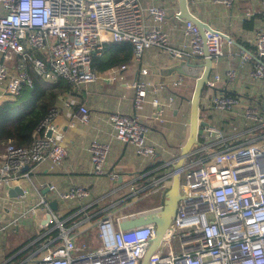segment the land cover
<instances>
[{
  "label": "built area",
  "instance_id": "obj_1",
  "mask_svg": "<svg viewBox=\"0 0 264 264\" xmlns=\"http://www.w3.org/2000/svg\"><path fill=\"white\" fill-rule=\"evenodd\" d=\"M212 1L231 8L238 0ZM259 1L264 7V0ZM262 13L264 8L258 12L248 9L245 16L253 19ZM167 19L164 7L142 0H0V102L32 87L34 78L50 85L62 79L76 88L100 79L114 83L118 74L127 69L126 63L104 76L92 69L94 56L102 54L108 43H131L136 61L151 48H159L175 60L204 59L207 48L212 69L224 55L225 43H232L223 31L213 27L205 30V43L199 27L182 20L185 42L173 46L163 28ZM253 43L256 56L250 52L240 56L243 61L254 62L251 77L264 82V21ZM236 74L229 69L225 77L234 81ZM223 78L220 73H211L205 85L200 118L208 125L201 128V141L186 160L182 171L186 176L180 182L174 218L148 264H264V111L246 106L243 116L257 124L262 133L244 145H228L222 131L207 121L214 112H230L237 104V99L222 93ZM182 81V77L160 84L135 80L132 88L136 113L110 114L114 137L134 147L138 156L153 160L157 151L148 143L150 127L141 119L142 110L151 104V119L157 126L163 125L166 109L173 107L178 97L171 95L163 101L160 94ZM262 106L264 110V100ZM56 114L51 109L39 126L44 135H35L30 146H6L0 155V195L7 197L6 189L30 165L56 159ZM79 118L83 124L89 122L86 105L79 107ZM49 130L52 134L47 137ZM109 151V144L92 142V170L97 176L117 180L116 171L108 173L105 169ZM49 189L56 191L55 186ZM60 195L64 201L80 202L89 197L90 191L74 186ZM38 206L49 211V220L59 229L56 239L61 242L26 264H141L156 236L154 224L123 231L119 223L128 217L115 219L109 213L95 224L99 246L91 247L86 242L79 245L78 239L84 234L82 223L65 226L44 198ZM175 239L179 241L177 250L173 246Z\"/></svg>",
  "mask_w": 264,
  "mask_h": 264
},
{
  "label": "crops",
  "instance_id": "obj_2",
  "mask_svg": "<svg viewBox=\"0 0 264 264\" xmlns=\"http://www.w3.org/2000/svg\"><path fill=\"white\" fill-rule=\"evenodd\" d=\"M142 1L167 10L168 19L163 28L169 33L173 46L185 42L184 22L176 17L178 0ZM189 6L194 15L223 31L235 42L231 45L226 43L228 51H224V55L217 60L211 73H220L224 77L221 91L237 99V104L230 112H214L207 121L222 131L228 145H244L262 133L257 124L243 116L245 107L258 108L261 113L264 111V82L251 77L254 62L243 61L240 56L242 52L256 56L253 40L263 25L264 15L257 14L255 18L248 19L245 11L252 9L258 12L264 7L259 0H238L231 8L212 0H189ZM126 64L127 69L118 74L114 83L100 79L83 88L73 87V93H65L58 98L52 108L57 111L53 123L59 131L56 159L48 158L42 163L30 165L23 176L6 189L8 196L4 193L0 195V264H26L61 242L56 239L59 229L54 221L49 220V211L38 206L42 198L57 203L56 210L51 209L59 220L65 221V226L70 228L74 223H82L84 234L79 237L78 243L80 240L87 241L92 233H97L94 222L105 214L119 212L116 218L132 217L162 207L143 209L140 204L164 202L165 192L172 183L173 167L170 163H177L181 147L189 137V90L193 89L194 92L196 77L199 76V69L203 70L204 59L175 60L163 50L151 48L140 61L132 58ZM229 69L237 73L234 81L225 77ZM111 70L99 74L104 76ZM179 77L183 78L181 85L165 88L160 94L163 101H168L171 95L178 97L173 107L166 109L163 125L157 126L151 119V104L145 105L142 110L141 119L150 127L148 143L157 151L153 160L142 158L136 154L134 147L114 137L109 116L113 112L136 113L133 103L135 90L132 88L135 80L160 84ZM81 105L89 109L87 124H83L79 118ZM95 140L110 145L105 169L108 173L116 171L119 174L117 180L93 173L90 146ZM17 186L23 189L24 195L10 197L9 190ZM50 186H55L56 191H51ZM74 186L89 189V197L80 202L64 201L60 193ZM160 193L163 195L157 199Z\"/></svg>",
  "mask_w": 264,
  "mask_h": 264
},
{
  "label": "trees",
  "instance_id": "obj_3",
  "mask_svg": "<svg viewBox=\"0 0 264 264\" xmlns=\"http://www.w3.org/2000/svg\"><path fill=\"white\" fill-rule=\"evenodd\" d=\"M132 58L131 43H108L102 54L94 56L92 69L97 73L107 72L130 62ZM65 93H73L72 84L60 79L48 87L47 83L34 78L32 87H25L19 95L7 97L0 102V153L8 144L28 147L33 143L35 135H44L39 131V126L58 98ZM161 205L163 200L147 203L149 208Z\"/></svg>",
  "mask_w": 264,
  "mask_h": 264
},
{
  "label": "water",
  "instance_id": "obj_4",
  "mask_svg": "<svg viewBox=\"0 0 264 264\" xmlns=\"http://www.w3.org/2000/svg\"><path fill=\"white\" fill-rule=\"evenodd\" d=\"M179 11L177 13V18L181 20L191 21L196 24L201 34L203 35L206 43L205 30L211 29V26L206 22L202 21L196 15H194L189 6V0H178ZM225 38L231 40L235 43L228 35ZM213 67V61L209 56L207 48H205V58L203 71L201 75L196 79V85L191 99V116H190V132L189 137L184 146L181 147V155L177 163H170L173 167L172 171V183L164 195V202L162 208L159 211L149 210L139 215H134L132 217L124 218L119 223V228L121 230L133 229L136 227L154 224L156 228V236L152 240V244L147 251L141 264H148L149 258L152 253L160 246L162 239L165 236L169 226L174 218L177 203L180 200L179 187L181 182V173L185 168V162L189 155L191 154L193 148L199 145V135L201 134V128L207 126L208 123L201 120V106L200 101L202 94L205 89V85L208 82ZM52 132L49 130L47 132V137H50ZM19 195H24V191L20 187H14L9 190L10 197H17ZM56 202L50 203L53 210H56Z\"/></svg>",
  "mask_w": 264,
  "mask_h": 264
},
{
  "label": "rangeland",
  "instance_id": "obj_5",
  "mask_svg": "<svg viewBox=\"0 0 264 264\" xmlns=\"http://www.w3.org/2000/svg\"><path fill=\"white\" fill-rule=\"evenodd\" d=\"M224 51H225V52L228 51V46H227L226 43H225V45H224ZM119 66H120V65H119ZM119 66L115 67L114 69L118 68ZM201 73H202V70L199 69L198 75H201ZM198 77H199V76H198ZM198 77H196V79H197ZM189 91H190V92H189V96H188V98H189V101H190V100L192 99L193 89H190ZM194 148H195V147H194ZM3 154H4V153H1L0 155H3ZM185 176H186V171L182 172V174H181V179L184 180ZM162 195H163V193H160V195L157 197V199L161 198ZM150 196H151V195L147 196L146 199L149 198ZM144 201H145V200H144ZM139 204H140V203H139ZM140 207L143 208V209H147V208H149V207L147 206V203H144V202H143V203L141 202ZM118 214H119V212L113 213V217L116 219V216H118ZM94 223L96 224V222H94ZM94 227H95V226H94ZM96 228H97V227H96ZM96 230H97V229H96ZM41 232H42V231H41ZM91 235H92V236H91L90 238H88L87 241L80 240V241H79V245L82 244V243H84V242H87V244H88L89 246H91V247H98V246H99V243H98V240H99V239H98V230H97V233L94 232V233H92ZM82 239H83V238H82ZM173 246H174V248H175L176 250L178 249V247H179V241H178V239H175V240H174Z\"/></svg>",
  "mask_w": 264,
  "mask_h": 264
}]
</instances>
